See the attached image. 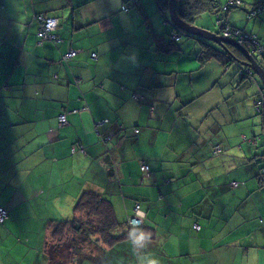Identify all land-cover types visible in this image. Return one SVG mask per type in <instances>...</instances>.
Returning <instances> with one entry per match:
<instances>
[{
	"label": "crops",
	"instance_id": "crops-1",
	"mask_svg": "<svg viewBox=\"0 0 264 264\" xmlns=\"http://www.w3.org/2000/svg\"><path fill=\"white\" fill-rule=\"evenodd\" d=\"M126 1L0 0V41L8 42L6 50L0 51V186L16 189L7 208L37 205L40 225L51 216L67 214L83 192L105 195L107 191L120 222L131 216L134 204H140L147 228L144 246L135 245L130 237L120 249L88 246L76 255L74 264H149L152 259L160 264H264V208L253 203V197L264 202V191L247 193L235 205L239 197L234 196L231 185L257 174L256 167L249 171L264 153V143L260 149L257 142L254 145V131L249 128L256 76L238 77L239 63L219 47L217 59L232 63L225 73L216 67L191 70L197 55L189 47L191 39L184 42L187 51H180V58L175 54L163 62L158 55L145 53L160 49L149 43V31L137 22L140 19L147 27L149 14H136L132 5L123 10ZM89 3L102 8L103 14L93 9L84 12ZM46 10L61 19L58 38L48 43L52 49L38 44V29L33 31V15ZM115 23L124 32L118 33L121 40L113 31ZM131 35L143 36V50L132 46ZM69 47L75 50L66 53L62 65L58 52ZM39 63H45L44 73L37 72L30 88L24 87L23 65L36 70ZM184 79L190 83H183ZM234 86L237 88L230 90ZM196 87L200 94L194 96ZM206 96L208 100L217 96L219 103L200 120H192L197 100ZM227 99L233 105L227 108L225 120L229 124L239 120L237 144L247 149L249 157L232 155L224 140L218 139L220 134L228 139L222 133L227 123L211 119ZM68 112L65 126H59V115ZM106 119L108 123L103 122ZM261 124L264 127L263 115ZM132 128L140 130L138 137L133 136ZM110 134L112 138L105 141ZM146 136L149 141L143 147L141 139ZM74 145L83 152L72 153ZM81 160L89 162L95 173L81 170ZM154 160L162 161L172 176L142 179L140 164ZM57 164L68 171L58 175L51 186L49 178ZM233 172L239 177L231 176ZM79 176L85 178V185H73ZM162 183L168 192L163 191ZM116 184L122 186L121 191ZM175 186L180 191L175 198L168 197ZM8 231L12 229L8 227ZM157 238L162 244L155 243ZM95 248L97 252L88 254ZM129 257L133 259L127 261ZM44 263L49 261L35 264Z\"/></svg>",
	"mask_w": 264,
	"mask_h": 264
},
{
	"label": "trees",
	"instance_id": "trees-1",
	"mask_svg": "<svg viewBox=\"0 0 264 264\" xmlns=\"http://www.w3.org/2000/svg\"><path fill=\"white\" fill-rule=\"evenodd\" d=\"M158 8L160 11L164 12L168 10V0H156ZM205 2V3H204ZM132 5V6H131ZM130 7L131 9H134L136 11V14H141L142 16L147 15V13L142 8V3L140 0H127L125 5L122 7ZM239 5H229L227 6V9L224 10L225 12L221 14H217V19H222L226 13L233 8H238ZM230 8V9H229ZM211 10L213 13H217L219 10V3L217 0H176V12L177 15L183 19L186 22L195 21L196 17L201 14L202 11ZM262 11V8H260V11L257 13L259 14ZM44 16H50L54 19H57V26L54 29V31L51 32V35L54 36V39H57V30L59 28L60 24V18L59 16L56 17V14L51 13L46 10L44 13ZM256 14V15H257ZM149 17V16H148ZM248 18H252L247 13ZM147 21V19H146ZM141 25L147 28L145 23H142L141 20L137 21ZM225 24L228 25L226 22ZM38 26V25H37ZM232 29H236L233 26L228 25ZM118 24L115 23L113 26V31L116 33V37L118 36V33H123L120 29H117ZM239 30V29H236ZM241 31V30H239ZM244 33H247L245 31H242ZM250 34V33H247ZM252 35V34H251ZM37 40H41V38L37 37L35 35ZM181 46H178V49L180 47V51H187V47L184 46V42L191 39L193 43L189 46L190 48L194 49L197 53L196 58H199V52L203 49V47H210L207 42L203 41L202 39H194L191 36H187ZM119 38V37H117ZM120 39V38H119ZM121 40V39H120ZM43 43V48H49L52 49L53 46H50L48 43H55L53 42V39H46L41 42ZM244 46V45H243ZM249 53L252 55V57L255 59V61L258 63V59L255 57V55H259L262 58V61L264 62V49L261 52H257L253 48H249ZM68 49V50H67ZM65 50V48H62L58 52L59 63L63 65V58L66 57V53L69 50H75L73 47H69ZM238 54L242 58H238L242 62H247L245 56L234 48ZM143 50V49H141ZM140 51V50H139ZM137 51V53L139 52ZM219 51L223 54H225L222 49H219ZM77 52L74 51V57ZM256 53V54H255ZM226 55V54H225ZM92 56V54H91ZM227 56V55H226ZM180 58V55L178 56ZM71 58V57H70ZM41 59H46L45 57H41ZM233 59V58H232ZM67 60V59H66ZM234 60V59H233ZM231 60V61H233ZM227 68L230 66L231 62L229 60H226ZM40 69L31 70L27 65H23V69L25 72L24 77V87L30 88V82L35 81L37 72L40 74H43V68L45 66V63H39L38 64ZM172 66V65H171ZM240 68L237 70V75L241 79H244L245 77L253 78V75L247 76L246 74H249V69L245 65L239 63ZM168 75V74H167ZM31 92V91H30ZM32 93L34 94V90H32ZM256 97H258L257 102L255 103L256 109L258 113H262L264 116V109L262 106V103L264 104V91L263 87L258 92H256ZM107 120V119H106ZM108 123V120H107ZM60 126H65V124H60ZM263 133H260V139L258 141V148L260 149L263 146L264 143V127L262 128ZM116 130L112 129V133L115 134ZM103 134V133H102ZM107 135V134H105ZM106 139V136L104 137V140ZM246 139V138H245ZM50 141L55 143V140L53 138H50ZM254 145L257 144V138L256 136L253 138ZM251 150L254 152H257V148L253 149V146L250 147ZM220 150V149H219ZM72 153H76L77 150L71 151ZM259 153H263L262 150H258ZM262 158L259 161L254 162V165L257 168V174L252 175L250 178L245 180L244 182H236L235 188H233V194L235 197H239V199H235V205L241 201H243L246 198V194L254 193V192H260L259 190L264 191V153L261 154ZM253 158V157H252ZM251 160L253 161V159ZM250 162L251 160L248 159ZM251 165V166H252ZM246 169L249 170V166H246ZM141 178H148L150 179L156 178L163 179L165 176L171 177L172 173L168 168L164 166V163L162 161H148L143 162L140 164V171ZM251 172V170L249 171ZM146 180V179H144ZM251 182V183H250ZM15 187L6 188V186H0V208L4 210L5 217L0 220V225H7V227L11 228L13 231H16L19 235H23L25 238L29 236L30 233H32V229L34 230H40V232H43V226L45 224L46 231L49 232V238L47 241H45V250L43 249V253L39 256V253L34 255V257H37L35 261L30 259H23L24 256L21 255V259L23 260L21 264L28 262L27 264H35L40 261V259L45 260L46 262L49 261V264H74V261H76V255L80 253L84 248H87L88 246H96L98 248L106 246L107 248H122L120 245L123 243L125 239L130 237L133 239V235H138L140 231L146 232V223L144 222L143 226L139 229V227H131L127 228V220L125 222H120L114 215L111 213L109 209V202L106 200H103V194H96L91 192H83L79 196L78 199L74 201L72 206L69 208L70 211L67 214H59L58 216L54 217L51 216L45 220V222H42L39 225V221L37 220L36 208L37 205H25L22 206L21 204H17L15 206L7 208L8 203L11 202V192L15 191ZM98 193V192H97ZM242 194V195H241ZM241 195V196H240ZM10 199V200H9ZM109 199V198H108ZM110 200V199H109ZM111 201V200H110ZM253 203L256 204L259 208H264V202L258 201L257 198L253 197ZM135 206H138L141 211L144 212V210L140 207V204L136 203L134 204L132 208V214H134V208ZM73 210V211H72ZM72 213V215L69 217V214ZM53 215V213H50ZM35 224H38L39 228H34ZM127 229H126V228ZM18 229V230H17ZM9 234V231L7 233L3 232L0 228V235L6 236ZM19 240L20 237L18 236ZM2 239V237H0ZM15 249L13 245H9V243L2 242V247L0 248V264H18L20 258H17L15 256L14 258L11 257L12 254L15 255ZM97 252V249L91 250L88 254H93ZM131 256V255H129ZM133 258H130L127 260H131ZM126 261V262H127ZM83 263V261H81ZM115 264H118L117 261H114Z\"/></svg>",
	"mask_w": 264,
	"mask_h": 264
},
{
	"label": "rangeland",
	"instance_id": "rangeland-1",
	"mask_svg": "<svg viewBox=\"0 0 264 264\" xmlns=\"http://www.w3.org/2000/svg\"><path fill=\"white\" fill-rule=\"evenodd\" d=\"M85 1V0H84ZM118 2H120L121 0H117ZM142 3V8L144 10L147 11V14H149L150 17V23L147 26L146 30L149 31L150 33V38H149V43L154 47V48H160L159 50H150V51H146L145 53L148 54H155L158 55L160 57V60L163 62L166 61H170L173 59L175 54L179 55L180 52V47L178 49V46H181L183 41L188 38L184 33H182L177 27H175L170 19L168 10L162 12L159 10L158 5L156 0H140ZM219 3V11L217 13H213L211 12V10H207V11H202L200 15L197 16V18L191 21V22H186L191 26H194L196 28L202 29L200 27H206L208 28L207 31L211 34H217L220 37H224L228 34V25L233 26L236 29L248 32L250 34H254L251 32L250 28H252L255 31V36L257 39V42L259 44V46L261 48L264 47V12H262L261 14H259L257 17L256 16H252V18L250 19V22L248 24V18H247V13L250 12L251 14V10L253 9H257V8H262V11H264V0H239L240 2H242V5L240 8H235V9H230L226 15H225V19L224 17L219 20L217 19V14H223L225 11L222 9V6L228 2H231L233 0H217ZM243 8L248 9V12L245 14ZM94 10L97 13H99L100 15L103 14L102 12V8H96L95 7V3H89L88 7L84 10V12H86L87 10ZM251 16V15H250ZM261 16V17H259ZM68 14L67 16L64 18V21L67 20ZM91 18V17H89ZM247 18V19H246ZM228 23L225 24V23ZM33 31H36V28H40L42 26L45 25L46 23V19L44 18L43 14L37 13L33 15ZM38 25V27H37ZM0 30H3V28H0ZM146 34V32L143 30V35ZM103 35L105 37L108 36L107 32H104ZM97 37L98 35H94V37ZM132 36V35H131ZM95 37V38H96ZM143 37V36H142ZM142 37H133L132 39L134 40L132 43V46L136 47L137 50H141V46L143 43V38ZM194 39L198 40L199 38L196 36H191ZM12 38V35L9 37ZM53 37H51L50 39H52ZM8 42L6 41H0V51H5L7 48ZM211 45V44H209ZM218 46H213L212 45L210 47H203L202 50H200L199 52V58H196V61L194 64L191 65L190 69L191 70H195V71H201L210 67H216L220 70V73L223 74L227 71V63H222L220 62L217 57V52L216 50H218L217 48ZM229 48V47H228ZM247 48V46H246ZM232 49V47H230V50ZM248 49V48H247ZM73 54V52H71ZM256 54V53H255ZM209 56H212L208 59ZM228 56V55H227ZM255 57H258L259 62V55H255ZM258 62V63H259ZM263 62V61H262ZM232 64V63H231ZM259 65L261 67L264 68V63H259ZM240 68L237 67V70ZM57 78V75H54ZM257 78V76H256ZM190 83L189 80L184 79L182 82H187ZM262 84L259 80V78H257V85L254 87L253 89V93L251 94V98H252V102H251V109L253 112L252 115V119L253 120H249V128L251 130L254 131V135L257 138V143L260 139V133H263L262 130V124H261V119H262V114L257 112L256 109V102L258 100V97H254L255 93L258 92L260 89H262ZM237 88V86H234L232 88H230V90H235ZM159 94V93H158ZM200 94V92H198L197 87L195 88L193 95L196 96ZM209 96H206L205 98H199L197 100V112L195 114H193L191 112V117L192 120H200L202 117H204V115L207 113V111L216 108L215 105L217 103H219L217 96L214 97L213 99H207ZM220 110L216 113V115L211 119V120H219L222 122H226L227 125L225 127V129H223L222 133H224L226 135V137H228V139L225 138V136H223L222 134H220V136L218 135V139H223L224 140V145L229 149L230 153L234 156H237L236 153H240V154H245L247 155V157H249L250 153L247 151L246 148H244L243 146H240L239 144H237L238 141V131L240 129V125H239V120H235L234 124H229L231 122L225 120L227 118V116L229 115V112H227V108L231 107L233 105V100L228 101L225 100L224 104H220ZM71 112L68 113H63V115H68ZM229 124V126H228ZM132 132L134 133V137H138L140 135V130L138 128H136V131H134V129H132ZM251 134V133H250ZM264 135V134H263ZM213 137H211L212 139ZM149 138L146 136V138H142L141 139V145L143 147L146 146V144L148 143ZM240 146V147H239ZM85 154V152H84ZM108 156L106 155V158ZM106 158L104 159L106 161ZM83 167L81 170H85L90 174H94L95 170L93 168V166L86 161H82ZM144 162V161H143ZM255 169V166L252 165V169L251 171H253ZM68 171L67 168L57 164L54 172H53V176L52 178H49L50 181V185H53V181L54 179L58 176V175H62V174H66ZM245 171H249L248 169H246L245 167ZM205 172H202V174H204ZM231 176L238 178L239 174L238 172H233L231 174ZM85 178L82 176H79L78 179L73 181V185L77 182H82L85 185L84 182ZM63 180H61L60 178H58V182H61ZM233 186H235L233 183L231 184ZM115 186H117V189L119 188V190H122V186H119L118 184H116ZM160 186L162 187L163 191L168 192V188H166L165 184H160ZM52 190L53 187H52ZM156 194L158 193V189H154ZM171 191H173L171 194H168V197L170 198H175L176 197V192L180 189H177V186H175L174 188H170ZM76 193V192H74ZM242 195V194H241ZM240 195V196H241ZM73 196V195H72ZM72 196H69V198H72ZM103 200H106L109 202V209L111 211V213H113V215L115 217L118 218L117 216V211H116V207L115 205L112 203V201H110L108 199L107 196V191L105 193V195L102 198ZM160 199H162L160 197ZM174 214V213H173ZM71 215H69L70 217ZM2 217L4 218L5 215L2 214ZM144 218H145V212H144ZM119 219V218H118ZM151 225L152 222H150ZM162 224V222H161ZM0 228L3 232L7 233L8 232V227L7 225H0ZM34 228H39L38 224H35ZM40 229V228H39ZM18 230V229H17ZM32 233L29 234L28 237H24L23 235H19L16 231H11L8 235L6 236H1L2 239H0V248L2 247V242H6L9 243V245H13L15 251V255L12 254L11 257L15 259V256L17 258L21 259V255L24 256L23 259H30L35 261L37 257H34V255H36L37 253H41L43 250V246L45 241L48 240L49 238V232L46 231L45 229H43V232H40V230H34L32 229ZM18 236L20 237V240L18 238ZM159 238L156 239L155 243L156 244H162L161 242H158ZM1 259V257H0ZM16 260V259H15ZM17 261V260H16ZM23 260H19L18 264H21ZM42 261V260H40ZM28 262H25L23 264H27ZM46 264V263H44Z\"/></svg>",
	"mask_w": 264,
	"mask_h": 264
},
{
	"label": "water",
	"instance_id": "water-1",
	"mask_svg": "<svg viewBox=\"0 0 264 264\" xmlns=\"http://www.w3.org/2000/svg\"><path fill=\"white\" fill-rule=\"evenodd\" d=\"M168 13L171 19L172 24L177 27L182 33L189 35V36H196L199 39H202L203 41L207 42V44H211L212 47L218 46L222 51L228 55L232 56V58L243 65H245L249 69V74H254L259 78L262 86H263V91H264V68L261 67L255 59L252 57V55L249 53V49H247L245 46L240 44L239 41H235L231 38H224L220 37L217 34H211L207 30L204 29H199L194 26L189 25L181 19L176 12V0H168ZM50 21L48 20V24L51 25ZM209 45V46H211ZM229 47V48H228ZM230 47L233 49L236 48L239 50L243 56H245L247 62H242L235 58L236 56L233 54L232 50H230ZM135 129V128H132ZM136 131V129H135ZM5 214V213H4Z\"/></svg>",
	"mask_w": 264,
	"mask_h": 264
},
{
	"label": "built area",
	"instance_id": "built-area-1",
	"mask_svg": "<svg viewBox=\"0 0 264 264\" xmlns=\"http://www.w3.org/2000/svg\"><path fill=\"white\" fill-rule=\"evenodd\" d=\"M229 5L238 6V5H240V1L239 0H233L231 2H228L222 6V9L226 10L227 6H229ZM259 11H260V8H257L253 12H251L250 15L255 16ZM52 25H53L52 23H51V25H49L48 23L47 24L45 23V25L42 26V28L39 30L38 37L41 38L42 40L50 39L51 37H53L52 39H54V36L50 35V32L55 28V26L52 27ZM225 37L231 38L235 41H239L240 44L244 45L245 47L247 46L249 48H253L258 53L263 51V48H261L259 46L255 35L247 34V33H244L242 31L232 29L229 27L228 28V34ZM92 56L94 57L95 54H92ZM262 106L264 109L263 103H262ZM233 184L236 186V183H233ZM2 214H4V210H2L0 208V220H2V218H3ZM143 219H144V212L141 211L138 206H135L134 214L128 219V225L130 227H142L143 226ZM194 227L196 228V226H194Z\"/></svg>",
	"mask_w": 264,
	"mask_h": 264
},
{
	"label": "clouds",
	"instance_id": "clouds-1",
	"mask_svg": "<svg viewBox=\"0 0 264 264\" xmlns=\"http://www.w3.org/2000/svg\"><path fill=\"white\" fill-rule=\"evenodd\" d=\"M122 9L123 10H125V11H128V7L126 6V7H122ZM44 18L46 19V24L48 23L47 21L48 20H52V21H50L53 25H52V27L53 26H55V28H56V26H57V19H54V18H52V17H50V16H44ZM42 27H40V28H38V31H37V33H36V35H37V37H38V32H39V30L41 29ZM54 28V29H55ZM54 29L52 30V31H54ZM51 31V32H52ZM51 32H50V35H51ZM52 36V35H51ZM43 40L41 39V40H37V43L38 44H41V42H42ZM77 111H73V114L74 113H76ZM59 126H60V124H66V115H63V113L62 114H60L59 115ZM103 122L105 123V122H107V120H103ZM97 125V122H96V124H95V126ZM112 138V134H110V136H106V139H105V141H108V140H110ZM77 149H80V151L81 152H83V149H82V147H80V146H78V145H74L73 147H72V151L73 150H77ZM216 151H219V149H216ZM232 183H236V182H232ZM231 183V184H232ZM233 186V185H232ZM234 187V186H233ZM131 217V216H130ZM129 217V218H130ZM143 224H144V219H143ZM127 228H131L129 225H128V220H127ZM141 227H139V229H140ZM147 239V234H146V232L145 231H140L139 232V234L138 235H136V234H134L133 235V243L135 244V245H137V246H144L143 245V242L145 241ZM94 246V245H93ZM103 248H105V249H110V248H107L106 246H104ZM149 264H160V262H159V260L158 259H152V260H150L149 261Z\"/></svg>",
	"mask_w": 264,
	"mask_h": 264
}]
</instances>
